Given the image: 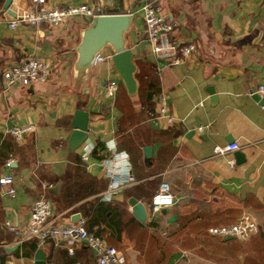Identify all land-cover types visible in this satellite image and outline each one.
<instances>
[{"label": "crops", "instance_id": "1", "mask_svg": "<svg viewBox=\"0 0 264 264\" xmlns=\"http://www.w3.org/2000/svg\"><path fill=\"white\" fill-rule=\"evenodd\" d=\"M2 1L0 175H11L14 193L0 186V263L33 264L39 248L44 264H97L82 244L74 243L67 252L62 242L38 245L33 239L18 240L8 229L26 222L33 198L44 192L54 223L74 221L78 213L92 223L91 232L116 248L124 264H264V108L251 96L258 84L264 85V0H154L161 16L173 23V36L196 47L168 65L152 56L143 36L140 5L150 0H44L46 5L103 8L120 4L129 13L122 40L134 64L133 95L127 94L110 59L76 63L75 46L89 22L85 17L56 25L18 22L8 28L10 14L1 8ZM27 6L28 0L8 5L13 12ZM100 50L111 52L109 45ZM27 55L48 63L47 79L6 84L2 68ZM109 77L117 81L111 98L103 89ZM158 92L173 116L168 125L156 126L148 118ZM74 109L87 112L92 148L86 161L80 159L81 144L72 151L66 147ZM26 123L33 127L20 139L6 131ZM197 125L204 128L198 131ZM232 140L236 149L212 153V146ZM111 143L126 152L133 181L103 201L98 196L106 178L99 163L110 155ZM147 144L150 157L144 160L142 146ZM160 180L168 182L174 202L150 214L145 204ZM41 184L50 185L42 189ZM129 197L143 203V222L131 214ZM101 203L107 205L103 214L97 207ZM243 212L257 226L247 239L206 232L208 225L230 223ZM7 246L14 248L8 251Z\"/></svg>", "mask_w": 264, "mask_h": 264}, {"label": "built area", "instance_id": "2", "mask_svg": "<svg viewBox=\"0 0 264 264\" xmlns=\"http://www.w3.org/2000/svg\"><path fill=\"white\" fill-rule=\"evenodd\" d=\"M44 2V0H28V6L14 12V15H10L8 19H5V25L8 28H14L18 22L29 25H56L73 16L85 17L89 21L93 16L106 12L101 5H88L86 3L46 5ZM140 12L143 36L152 56L156 60H161L168 65L176 63L195 52L196 47L193 42H180L173 36V23L161 16L159 5L154 0L142 3ZM110 55L111 52L109 51L98 50L92 55L89 63L109 60ZM48 75V63L36 55H27L19 61L8 64L1 70V77L6 84L26 85L34 81H44ZM116 87L117 81L115 78L109 77L103 82L104 93L107 97H113ZM253 91L264 98V85L258 84ZM156 102L157 107L155 110L148 111V118L156 126L170 124L173 121V116L166 111L165 99L161 92L156 93ZM32 127L30 123L18 126L12 125L7 127L6 131L13 138L20 139L21 135ZM195 128L201 131L204 126L197 125ZM81 146L80 159L86 161L92 146L89 143H81ZM237 147V143L232 140L223 145L212 146L211 151L213 154H222ZM107 148L110 155L99 163L106 178L105 188L98 196L103 201L109 200L112 194L120 191L133 181L129 172L126 152L115 150L113 143ZM228 162L231 163V160ZM11 180L10 174L0 175L2 191L10 196L14 193ZM49 185L41 184V188L45 189ZM173 202L174 197L168 182L160 180L150 196L149 212L150 214L158 212L162 207L171 205ZM50 211V200L44 192H41L33 198L26 222L19 227L8 225V229L16 235L18 240L33 239L38 245L45 241H50L52 245L62 242L67 252L72 251L74 243L82 244L92 251L97 264H124L123 256L113 245L106 243L102 237L86 230L82 218L63 224L54 223L50 218ZM256 229V222L253 218L243 212L230 223L208 225L206 232L213 236L228 235L236 240H245Z\"/></svg>", "mask_w": 264, "mask_h": 264}, {"label": "water", "instance_id": "3", "mask_svg": "<svg viewBox=\"0 0 264 264\" xmlns=\"http://www.w3.org/2000/svg\"><path fill=\"white\" fill-rule=\"evenodd\" d=\"M11 0H3L1 8L11 16L14 12L8 7ZM106 12L93 16L87 26L82 29L80 39L75 46L76 63L79 66H85L91 60L92 55L100 50L103 46L109 45L111 48L110 62L114 71L120 77L124 88L129 95H133L136 88L135 79L133 77L134 64L131 60V52L129 48L123 46L122 34L128 27L131 16L120 5L105 6ZM212 94L210 89H207ZM252 98L264 108V98L260 97L256 92L252 93ZM87 112L82 109H74L70 120L71 129L66 137V147L68 150H74L81 143H88L86 135ZM150 145L142 146L144 160L150 157ZM127 203L130 206L131 214L139 221L145 219V209L142 202L129 197ZM161 211H164L161 208ZM72 220L79 218L78 213H74ZM174 219L171 214L168 220ZM229 238L230 236L225 235ZM14 246H7L5 250H12ZM33 264H44L43 254L39 248L33 253Z\"/></svg>", "mask_w": 264, "mask_h": 264}, {"label": "trees", "instance_id": "4", "mask_svg": "<svg viewBox=\"0 0 264 264\" xmlns=\"http://www.w3.org/2000/svg\"><path fill=\"white\" fill-rule=\"evenodd\" d=\"M137 75V74H136ZM135 76V74H134ZM137 77V76H136ZM151 82H153V77L151 79V76L147 79V86L148 88H151ZM98 212L100 214H103L105 212V210L107 209V205H105L104 203H101V204H98ZM84 222V227L86 228L87 231H90L91 232V226H92V223L87 220L86 222L83 220ZM262 245H263V241H261ZM260 264H263L262 262Z\"/></svg>", "mask_w": 264, "mask_h": 264}, {"label": "rangeland", "instance_id": "5", "mask_svg": "<svg viewBox=\"0 0 264 264\" xmlns=\"http://www.w3.org/2000/svg\"><path fill=\"white\" fill-rule=\"evenodd\" d=\"M145 208H146L147 211H149V202H147V203L145 204Z\"/></svg>", "mask_w": 264, "mask_h": 264}]
</instances>
